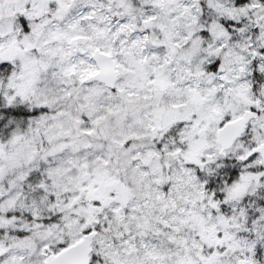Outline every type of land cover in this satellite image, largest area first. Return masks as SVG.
<instances>
[{
    "label": "snow or ice",
    "instance_id": "obj_1",
    "mask_svg": "<svg viewBox=\"0 0 264 264\" xmlns=\"http://www.w3.org/2000/svg\"><path fill=\"white\" fill-rule=\"evenodd\" d=\"M0 264H264V0H0Z\"/></svg>",
    "mask_w": 264,
    "mask_h": 264
}]
</instances>
